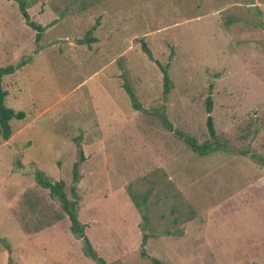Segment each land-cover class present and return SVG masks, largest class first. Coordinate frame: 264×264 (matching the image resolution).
<instances>
[{
    "label": "rangeland",
    "instance_id": "374dc122",
    "mask_svg": "<svg viewBox=\"0 0 264 264\" xmlns=\"http://www.w3.org/2000/svg\"><path fill=\"white\" fill-rule=\"evenodd\" d=\"M24 1L38 42L0 0L3 104L23 113L0 147V264H93L37 174L75 189L107 264H153L143 235L161 264H264V0Z\"/></svg>",
    "mask_w": 264,
    "mask_h": 264
},
{
    "label": "trees",
    "instance_id": "16d2710c",
    "mask_svg": "<svg viewBox=\"0 0 264 264\" xmlns=\"http://www.w3.org/2000/svg\"><path fill=\"white\" fill-rule=\"evenodd\" d=\"M7 1H15L17 4V9L19 11V14L24 22V24L33 30L35 32V42H38L40 39V36L42 35L43 28L34 23L30 20L27 10H26V4L24 0H7ZM143 52L147 55V57L150 60L152 59V56L148 49H146L143 45ZM155 64L158 66L160 73L162 74V93L166 94L168 93L169 87H170V81L167 76L166 72V66L162 67L159 65L158 62L154 61ZM15 67L12 65H7L4 67H0V137L3 141H6L10 136V127L8 125V122L11 119H22L23 113L22 112H13L12 110L6 108L3 104L4 97L6 95L5 91L1 88V78L2 76L12 74L14 72ZM124 89L126 90L130 100L132 103L134 102V95L131 90V88L128 85H124ZM133 106L137 108V105ZM204 109L206 112V118H205V128L207 135L210 139L215 138V133L212 125V120L210 117L211 113V100L208 97L205 99L204 103ZM178 136L182 139V141L187 144L193 151L198 152L201 155H204L205 152L208 150V145L203 144L201 146L197 145L193 139L189 137H184L181 134H178ZM34 181L37 185H39L41 188L46 189L48 191V194L50 198L56 202L61 211L63 216H65L69 222L68 231L69 234L76 240H79L81 242V254L86 259L90 260L93 264H107V262L101 257L97 252L93 249L92 245L88 241L87 237L84 234V228L85 226L81 224L77 218V197H76V191L73 187L70 188L69 192L72 197V200H68L63 192V183L60 181L53 182L47 177L37 174L34 176ZM72 181H76V175L74 174L72 177ZM144 244H145V235L141 237V243H140V250L139 255L143 258H146L150 260L153 264H161L157 259H154L152 257H149L145 254L144 251Z\"/></svg>",
    "mask_w": 264,
    "mask_h": 264
},
{
    "label": "crops",
    "instance_id": "0c3cea01",
    "mask_svg": "<svg viewBox=\"0 0 264 264\" xmlns=\"http://www.w3.org/2000/svg\"><path fill=\"white\" fill-rule=\"evenodd\" d=\"M9 3H11V2H9ZM22 19V18H21ZM17 69H14V72L12 73V74H9V75H5V76H2V78H1V81L2 80H4V78H10V76H13L14 75V73L15 72H17L16 71ZM6 78V79H7ZM6 93V92H5ZM6 95H7V93H6ZM6 95H5V97H6ZM11 131V130H10ZM19 131H17V133H18ZM11 134H10V136H9V138L6 140V141H3L2 139H1V137H0V147H5L6 148V150H7V152H9V154H11L13 151H12V147H13V137L12 136H14V133L13 132H10ZM13 133V134H12Z\"/></svg>",
    "mask_w": 264,
    "mask_h": 264
}]
</instances>
